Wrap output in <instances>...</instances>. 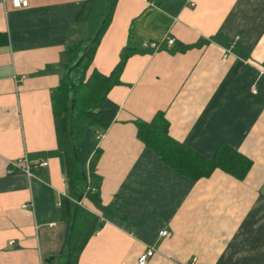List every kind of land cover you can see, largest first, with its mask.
<instances>
[{
	"label": "crops",
	"instance_id": "0c3cea01",
	"mask_svg": "<svg viewBox=\"0 0 264 264\" xmlns=\"http://www.w3.org/2000/svg\"><path fill=\"white\" fill-rule=\"evenodd\" d=\"M26 2L14 9L0 0V264H64L62 199L70 197L57 90L67 45L92 40L109 0ZM167 38L175 43L143 48ZM125 48L135 53L107 94L114 121L99 141L87 129L75 146L87 179L99 152L94 172L109 210L81 199L102 228L78 264H137L148 249L147 264H264V0H115L87 76L110 75ZM157 113L168 135L202 158L220 146L246 157L245 177L173 170L137 136L135 122ZM25 163L30 176L7 172Z\"/></svg>",
	"mask_w": 264,
	"mask_h": 264
},
{
	"label": "trees",
	"instance_id": "16d2710c",
	"mask_svg": "<svg viewBox=\"0 0 264 264\" xmlns=\"http://www.w3.org/2000/svg\"><path fill=\"white\" fill-rule=\"evenodd\" d=\"M114 3L115 0H109L105 24L97 40L87 48L85 58L67 73L57 90L56 135L58 148L63 156L67 192L70 197L62 199V215L69 224L74 222L68 264H78L79 256L87 242L102 228L100 216L80 205L74 208L71 200L81 201L84 198L99 212L103 214L109 212L101 204L99 179L94 172L99 152L95 151L89 162L88 180L82 166L74 160L71 144L76 146L87 129L104 133L114 121L118 111V106L107 98V94L112 87L120 84L119 77L125 63L135 52L129 48L123 49L118 64L108 76L96 71L87 76L99 37L110 19ZM89 42L90 40L67 45L64 52L67 59L64 66L66 72L78 61ZM72 99L73 108H71ZM57 104H61L60 111ZM135 126L139 140L146 147L152 149L173 170L192 179L208 177L215 169H220L241 180L251 167L250 160L227 146H220L208 159L193 153L168 135V122L162 113H157L150 122L136 121ZM86 187L90 190L84 193ZM65 259H67L66 253Z\"/></svg>",
	"mask_w": 264,
	"mask_h": 264
},
{
	"label": "built area",
	"instance_id": "2783aa9c",
	"mask_svg": "<svg viewBox=\"0 0 264 264\" xmlns=\"http://www.w3.org/2000/svg\"><path fill=\"white\" fill-rule=\"evenodd\" d=\"M27 2L26 0H11V6L14 9H20V8H24L26 7ZM175 43L174 38H167V40L165 41V43L162 44H158V43H144L143 44V48L145 50H150V51H157L162 49L163 46L169 47L172 46ZM226 58V55H224V59ZM249 91L251 92V94H256L257 93V86L256 83L251 84V86L249 87ZM103 136V133L100 131H97L95 134L96 140L99 141ZM38 166L40 167H45L46 163L45 162H40L38 164ZM15 171H21L23 174H25L26 176H30V167L28 166V164L25 163V165L23 167H19L18 164H11L9 169H8V173H12ZM88 190H90L89 187H86L85 192L86 193ZM73 203H75L74 200H71ZM77 205H81V201L78 202ZM162 237L166 236V232H162L160 234ZM12 243V242H10ZM155 251L152 249H148L146 252L142 253L138 260H137V264H147V261L154 255ZM40 264H47L45 261L44 262H40Z\"/></svg>",
	"mask_w": 264,
	"mask_h": 264
},
{
	"label": "water",
	"instance_id": "95a60500",
	"mask_svg": "<svg viewBox=\"0 0 264 264\" xmlns=\"http://www.w3.org/2000/svg\"><path fill=\"white\" fill-rule=\"evenodd\" d=\"M105 23V18L102 20L101 22V25L99 27V29L97 30V32L95 33V35L93 36L92 40L88 43L87 47L85 48V50L83 51L82 55L80 56V58L78 59V61L68 70V73L74 69L75 67H77L79 65V63L85 58L86 54H87V48L92 46L95 41L97 40L101 30H102V27ZM73 104H74V100L72 99L71 101V108H73ZM71 147H72V151H73V157H74V160L75 162L79 164V160H78V157H77V152H76V147L74 144H71ZM80 201V199H77L75 200V203H74V208H76L78 202ZM73 226H74V222L72 221L70 226H69V234H68V239H67V252H66V262L65 264H68V256H69V252H70V242H71V232H72V229H73Z\"/></svg>",
	"mask_w": 264,
	"mask_h": 264
},
{
	"label": "rangeland",
	"instance_id": "374dc122",
	"mask_svg": "<svg viewBox=\"0 0 264 264\" xmlns=\"http://www.w3.org/2000/svg\"><path fill=\"white\" fill-rule=\"evenodd\" d=\"M106 5H108V4H106ZM103 11V10H102ZM106 11V10H105ZM102 21V20H101ZM101 21L99 22V24L98 25H100V23H101ZM99 27V26H98ZM97 30V29H96ZM96 30H95V32H96ZM94 32V33H95ZM58 105V107H59V111L61 110V104H57ZM67 252V248H66V251H65V253ZM65 260V262H66V259H64Z\"/></svg>",
	"mask_w": 264,
	"mask_h": 264
}]
</instances>
